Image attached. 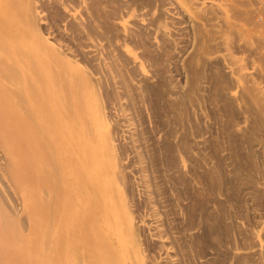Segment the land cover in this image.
<instances>
[{"label": "rangeland", "instance_id": "rangeland-1", "mask_svg": "<svg viewBox=\"0 0 264 264\" xmlns=\"http://www.w3.org/2000/svg\"><path fill=\"white\" fill-rule=\"evenodd\" d=\"M6 3L41 43L18 53L48 66L71 139L35 128L45 167L20 153L24 136L6 142L7 101L22 128L33 118L21 70L0 55V264L29 263L32 242L27 256L17 242L35 210L52 264H264V0ZM23 162L39 182L30 205Z\"/></svg>", "mask_w": 264, "mask_h": 264}, {"label": "bare ground", "instance_id": "bare-ground-1", "mask_svg": "<svg viewBox=\"0 0 264 264\" xmlns=\"http://www.w3.org/2000/svg\"><path fill=\"white\" fill-rule=\"evenodd\" d=\"M1 2H2V0H0V42H1V44H0V55H2L4 57L6 63L7 62L8 63H14L21 70V73L23 75V80L19 84H20V87H22L23 90L25 91V93L27 94V103H28L27 105L30 108V112H31L32 118H33L32 120H30L25 125V128H22L21 123H22L23 113L18 108V104L16 103V101H14V100L7 101L6 106L9 107V111H6L7 115L4 114L5 112L3 113L4 115H2V119H4L3 121H5V122L9 121L10 119L12 121H14V123H16V128L12 127V130L16 129V131L14 130V132L11 131L12 133H10V132L6 133L5 140L8 143L12 139H14L13 138L14 136H16V137L24 136L27 140L31 141L32 144H30L29 146L27 145V148L25 150L23 149L22 151H20V153H22V155L25 154L28 158H32V159L39 158L40 167H43V166L45 167L48 160L45 157L43 147H41L42 140L36 135V132H35L36 129L35 128L39 126L47 133H53V132L62 133L65 142H67V143L70 142V139H71V137L69 136L70 126H68L69 124L66 122V119H65L66 113L67 112L70 113L68 111L69 107L67 105V102L65 101L67 99L64 98V96L62 95V92H61L62 90L60 91V88L58 87L56 80L52 77L48 66L41 59H37L36 61L30 62V61L24 60L23 57H21L19 55L18 52L28 50L27 46H28V44H30L32 47L30 49L31 52L33 54H36L37 56H40L42 53L41 52V50H42L41 43H40V41H37V43H35V45L31 43V38L29 36V32L27 33L24 29H22V27H19L16 22H14L12 19H10L9 16L11 14V11H10V8L7 6L8 4L6 3V0L4 1V4H2V6H1ZM23 54H25V53H23ZM30 56H32V55H30ZM13 70H14V68H13ZM36 71L38 73H36ZM1 74H2V72H1ZM36 74H38V75H36ZM3 75H5V74H3ZM3 75H1V76L3 77ZM4 77H6V75ZM7 78H8V76H7ZM27 82H30L37 87V91L35 92V94L33 92H30L27 90V87L25 86V84ZM0 84H2L3 86H6V83L4 81H2L1 79H0ZM48 96H52L55 99L53 106H51L55 110V116H54V120H53L54 122L53 123L45 121V119H44L43 100ZM69 97H70V95H69ZM75 98H76V96H75ZM76 100L83 101V103H84L85 98L84 97H77ZM68 102H69V100H68ZM3 127H5V126H3ZM3 127L1 126V128H3ZM14 127H15V125H14ZM17 139L19 140L21 138H17ZM23 139L24 138H22L21 140H23ZM17 152H19V151H17ZM24 161H27V160L25 159ZM27 162H29V161H27ZM24 163L25 162H23V164L17 163V165L19 166L18 167L19 170H21L23 173H25L24 174L25 180H26L25 182H27V185H29L31 188H34L32 195L25 197V202L29 203L32 200L35 201V199L37 200V198L40 197V195L37 193L38 187H36V185H38L39 182H35V180H34L36 177L35 168L32 167L31 165H29V163H27L25 165H24ZM35 167H37V166H35ZM15 169H17V168H15ZM66 169H67V167H66ZM17 174H19V173H17ZM24 175L22 177H24ZM48 178H50V177H48ZM22 179H24V178H22ZM42 181L45 183V180H42ZM47 182H48V180H47ZM41 183L42 182H40V184ZM35 187L37 188V191H36ZM29 205H30V203H29ZM43 207H41L40 210L43 211V209H44ZM65 210H68V209L65 207ZM65 212L66 211H64V213ZM34 214L36 216V219H37L36 222L37 223H35V226H34L32 231L23 235L22 241L20 243L17 242L18 243L17 245L19 246V249L23 248L20 251V253L22 252L26 255V253L28 252V255L30 256L28 264H52L53 261H52L51 254L48 252H45V251L42 252L41 249H37V248H39L40 245L39 246L36 245V246H38L37 248L35 247V243L37 244L38 241H40V240H42V241L44 240L43 242H45L46 240L48 241V239L51 238V237H49V235L51 233L48 234L47 228H46L47 223H45V221H44V223L46 225H39L40 224L39 220H41L40 219L41 218L40 212L35 210ZM61 235H62V233H61ZM11 242H14V241H11ZM29 242H32L31 246H30L31 249L29 251L25 252V250H27L29 248V246H28V244H30ZM40 243H42V242H40ZM40 243H38V244H40ZM11 244H13V243H11ZM9 248H10V246H9ZM60 248L55 247V248H53V251H55V250L58 251ZM39 252L40 253L42 252L43 254L41 255V254H39ZM21 255H23V254H21ZM15 256H17V255H15ZM21 257H23V256H21ZM12 258L15 260V257H12ZM24 258L26 259V257H24ZM19 260H21V258ZM15 261H17V259ZM26 261H27V259H26Z\"/></svg>", "mask_w": 264, "mask_h": 264}]
</instances>
